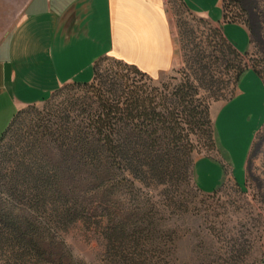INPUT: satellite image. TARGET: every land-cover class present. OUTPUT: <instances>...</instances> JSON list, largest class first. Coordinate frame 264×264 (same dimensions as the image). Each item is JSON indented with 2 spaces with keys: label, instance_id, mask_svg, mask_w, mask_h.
<instances>
[{
  "label": "rangeland",
  "instance_id": "1",
  "mask_svg": "<svg viewBox=\"0 0 264 264\" xmlns=\"http://www.w3.org/2000/svg\"><path fill=\"white\" fill-rule=\"evenodd\" d=\"M223 3L227 18L247 28L251 43L239 23L221 24L217 0H203L197 6L220 23L236 49L248 51V56H243L248 66L249 59L261 60L264 0ZM167 7L177 45L175 66L159 77H150L114 58H99L90 82L93 86L70 82L46 100L19 109L0 139L2 172L22 160L41 125L55 128L59 118L67 115V106L72 108L71 120H80V105L88 104L96 90L110 95L124 82L147 92L172 93L183 83L192 74L185 61L188 50L195 51L211 41L210 29L219 26L192 9L195 14L186 10L181 0H168ZM184 32L186 39L181 36ZM233 75L232 68H221L216 82H194V103L208 107V124L203 119L193 121L182 112L174 117L182 139L179 143L191 160L190 170L162 182L147 180L139 187L136 193L140 197L151 198L153 219L151 225L139 226L136 245L130 243L115 253L107 246L103 226L78 221L61 233L77 259L87 264H264V85L247 69L228 99L234 89ZM0 264L28 263L0 247Z\"/></svg>",
  "mask_w": 264,
  "mask_h": 264
},
{
  "label": "trees",
  "instance_id": "2",
  "mask_svg": "<svg viewBox=\"0 0 264 264\" xmlns=\"http://www.w3.org/2000/svg\"><path fill=\"white\" fill-rule=\"evenodd\" d=\"M223 1V21L237 22L227 18ZM210 30L217 40L206 39L204 46L188 50L185 61L192 74L172 93L147 92L123 82L113 94L93 92L91 101L80 105V120H71L70 105L55 128L39 127L22 160L4 172L0 168V247L28 264H87L72 254L61 236L78 221L103 226V237L115 253L136 245L139 226L151 225L153 219L151 198L140 197L139 187L190 170L174 117L182 112L193 121L210 122L208 107L194 103V82H216L221 68H232L234 89L228 99L247 69L264 85V57L249 59L248 66L243 58L248 51L236 49L219 27ZM181 36L186 39L185 32ZM248 37L251 43L249 32ZM212 124L214 129V120Z\"/></svg>",
  "mask_w": 264,
  "mask_h": 264
},
{
  "label": "crops",
  "instance_id": "3",
  "mask_svg": "<svg viewBox=\"0 0 264 264\" xmlns=\"http://www.w3.org/2000/svg\"><path fill=\"white\" fill-rule=\"evenodd\" d=\"M183 1L209 16L197 6L203 0ZM176 46L167 1L0 0V135L21 107L64 84L91 82L99 58L159 77L175 66Z\"/></svg>",
  "mask_w": 264,
  "mask_h": 264
},
{
  "label": "built area",
  "instance_id": "4",
  "mask_svg": "<svg viewBox=\"0 0 264 264\" xmlns=\"http://www.w3.org/2000/svg\"><path fill=\"white\" fill-rule=\"evenodd\" d=\"M163 1H168V0H163Z\"/></svg>",
  "mask_w": 264,
  "mask_h": 264
}]
</instances>
